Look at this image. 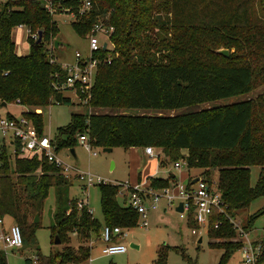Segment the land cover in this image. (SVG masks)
Returning a JSON list of instances; mask_svg holds the SVG:
<instances>
[{
	"label": "trees",
	"instance_id": "1",
	"mask_svg": "<svg viewBox=\"0 0 264 264\" xmlns=\"http://www.w3.org/2000/svg\"><path fill=\"white\" fill-rule=\"evenodd\" d=\"M51 2L54 11L49 12ZM73 14L74 31L86 37L94 24L112 27L109 46L99 50L100 63L88 105L108 108L110 113L70 114V121L57 128L55 151L73 148L78 135L87 133L92 146L103 148L152 146L165 160L185 159L188 172L202 170L214 181L226 206L235 217L251 201L264 199V92L239 102L208 110L174 115L135 114L127 110H175L191 105L238 96L264 84V0H91V7L80 12L79 0H5L0 2V103L19 101L34 109L24 111L38 133H42L37 108L71 100L55 89L65 78L61 63L50 61L48 42L57 32L54 15ZM26 28L29 52H15L13 30ZM41 31V42L31 35ZM217 35L219 40H208ZM38 36V35H37ZM206 42V48L204 43ZM233 50L225 57L215 51ZM205 53L216 62L205 60ZM109 60V62H107ZM8 117H13L7 114ZM12 160L0 138V219L11 218L21 230L23 244L35 246V213L39 220L49 190L54 188L53 234L61 242L76 233L77 248L65 246L60 253L25 258L23 264H68L87 259L89 246L83 241L100 236L103 225L132 229L138 214L117 200L119 186L100 184L102 219L78 208L69 198L71 183L62 169L50 163L41 152L25 150L12 140ZM186 148L188 154L180 155ZM164 160V159H163ZM164 160V161H165ZM258 166L256 184L250 185V168ZM216 171V179L211 178ZM191 179L188 178V183ZM176 182L168 177H151L150 186L162 188ZM135 190V189H131ZM264 214V203L242 224L247 231L257 215ZM31 217V219H30ZM189 225L196 227L191 214ZM220 221L218 227L214 224ZM210 246L223 249L219 264L240 246L236 232L223 215L209 217ZM54 238V237H53ZM264 243V240H263ZM264 260V254L263 258ZM159 252L156 264H164ZM0 264H8L0 249Z\"/></svg>",
	"mask_w": 264,
	"mask_h": 264
},
{
	"label": "rangeland",
	"instance_id": "2",
	"mask_svg": "<svg viewBox=\"0 0 264 264\" xmlns=\"http://www.w3.org/2000/svg\"><path fill=\"white\" fill-rule=\"evenodd\" d=\"M5 0H0L4 2ZM69 12H59L54 15V21L56 22L57 32L56 35L49 40L47 49L49 55L60 63H73L75 60L74 54L76 51L86 56L89 53L88 41L86 37L78 35L72 28L71 22L73 15ZM25 27H16L13 30L12 38L14 41V48L16 51H24L28 49V38ZM33 37V35H31ZM100 41H104L105 37L98 35ZM219 40L217 35L209 37L208 40ZM59 41L57 47L53 45V41ZM206 42L204 48H206ZM229 50L228 52H232ZM229 56V55H228ZM205 60L208 62H216L217 60L212 57L211 54L205 53ZM95 81L93 80L92 87ZM264 92V84L257 86L251 92L241 94L238 96H232L222 99H215L209 102L191 105L175 110H141L133 109L127 110L135 114L145 113L152 115H174L187 112L201 111L212 109L213 107H220L226 104L247 100L254 98L255 96ZM62 95L70 98L71 103H57L41 108V122L42 129L45 134H50L54 137L57 128L65 126L70 121V114L72 112L78 113H110L112 112L108 108H96L88 105L83 99H77L72 91L63 90ZM17 101H13L7 104L5 107H0V116H5L8 113L11 115H18L21 110L34 109L28 106H18ZM40 109V108H37ZM1 139H3L0 136ZM7 155L12 160V153L14 145L10 143V139L7 137L4 139ZM152 147V146H151ZM93 150L96 151V155H89L87 150L82 144L76 140L73 149L76 158L71 154L70 148L61 147L56 152L58 157L67 165L71 166L68 174V181L71 183L68 196L69 198H76L78 201L86 199L88 207L92 209V216L101 220V208H100V188L99 185H93L88 187L86 195L82 194L81 182L76 178L79 172H90L93 175L100 176L107 180L108 184L115 183L119 186V192L117 193V200L119 203L124 204L129 195L126 194L124 185L130 187L143 188L144 184L151 176L166 175L169 172L186 176L187 179H191L197 176L204 177L202 170L191 169L189 172L185 166L176 169L174 162L183 161L182 157H177L173 161L165 160V156L160 155L159 159L149 158L145 159L140 155V148L132 146L129 148L113 147L111 151H103V147L93 146ZM145 147L141 148L144 150ZM154 154L160 150L152 147ZM155 154V155H156ZM188 150H180L181 156H186ZM140 159H138V157ZM165 161H164V160ZM259 173L258 166H251L250 168V185L256 184ZM182 174V175H181ZM188 174V175H186ZM211 178L216 179V171H211ZM182 178V179H184ZM264 199L257 198L251 201L248 208L243 209L237 213V218L241 220L243 224L245 219L249 215H254L258 209L263 205ZM125 205V204H124ZM166 211H163V208ZM55 208V195L54 188L49 190L48 196L45 200L43 211L40 216L39 225L36 227L35 246L22 245L17 248L4 249L8 264H23L24 259L29 257L35 259L37 253L42 255L60 253L65 246L77 248L80 244L79 237L76 233L69 232L66 234V240L59 244L53 242L54 234L50 228L53 224V210ZM31 219V217H30ZM148 225L146 227L139 225L129 230L127 237L124 239V244L127 247L125 254L107 256L101 253V240L100 236L88 238L83 241L84 246H89L90 255L87 259L68 264H156L157 257L160 251L164 254V264H219L220 256L224 252L223 249L213 248L210 246L211 239L208 235V226L204 224L202 227H191L189 225L188 216L180 218L175 211V203L173 206H168L166 199H160L159 206L156 210H150L147 215ZM11 225V220L6 218L4 221L5 228ZM250 237H263L264 236V214L257 215L251 224ZM199 238H201L200 241ZM130 241L137 243L138 248H133L129 243ZM0 249H2L0 247ZM225 264H242L240 252L235 249L230 253L229 259Z\"/></svg>",
	"mask_w": 264,
	"mask_h": 264
},
{
	"label": "built area",
	"instance_id": "3",
	"mask_svg": "<svg viewBox=\"0 0 264 264\" xmlns=\"http://www.w3.org/2000/svg\"><path fill=\"white\" fill-rule=\"evenodd\" d=\"M80 12H84L91 7V0H79ZM50 13L54 11L51 2L47 4ZM73 15V14H71ZM112 31V27H107L101 23L94 24L91 32L87 36L89 53L84 56L76 51L74 54L75 60L73 63H61V68L66 75L63 81L56 82L54 87L58 91L69 90L74 93L77 99H83L86 102L91 96V88L94 80V74L97 66L102 63L96 56L102 48V43L106 42V48L109 46L108 36ZM36 38V34H32ZM98 35L105 37L102 42ZM48 47V46H47ZM49 53V50H48ZM50 61L55 60L53 56L49 55ZM109 62V60H107ZM20 106V102L16 103ZM13 117L0 116V136L3 140L7 137L17 141L25 150L39 151L50 162L62 169L65 176L68 177L71 166L65 164L57 155L53 137L44 132L38 133L34 124L23 113ZM37 112V111H36ZM78 141L87 150L88 154L96 155L93 146L87 133L78 135ZM144 152L149 157H154L155 154L151 146H146ZM183 161L174 162V167L179 169L186 166L185 159ZM78 181L81 182V191L86 195L88 187L93 185L107 184V180L100 176L91 174L90 172H79L76 175ZM195 178V177H194ZM191 178V181L194 179ZM197 181L188 183L178 181L170 183L168 186L162 188H154L147 185L143 188L130 187L124 185L123 188L126 194L129 195L127 204L132 207L138 214L137 226L148 225L147 215L150 210H155L159 206L160 199H166L168 206H175L181 202L182 211H178L180 218H184L191 214L193 221L197 227H202L204 224L208 226L209 217L213 212H217L224 216V218L232 225L236 232V239L240 242L237 250L240 252L242 264H264V236L250 237L252 230L247 231L243 228L241 220L237 216L233 217L226 213V206L221 198L220 192L216 188V184L212 180L205 177L197 176ZM117 185V184H116ZM135 190H131V189ZM78 208L87 207L88 213L92 215V209L88 207L86 199L77 202ZM220 221L214 224L218 227ZM130 229L122 228L120 226L103 225L100 232V240L103 243L101 252L104 255L112 256L116 254L125 253L127 247L124 244V239L127 237ZM23 239L19 226L15 223L4 227V219H0V247L4 250L7 248H17L22 246Z\"/></svg>",
	"mask_w": 264,
	"mask_h": 264
},
{
	"label": "water",
	"instance_id": "4",
	"mask_svg": "<svg viewBox=\"0 0 264 264\" xmlns=\"http://www.w3.org/2000/svg\"><path fill=\"white\" fill-rule=\"evenodd\" d=\"M37 35H38V36H37L36 43H40V42H41V38H42V37H41V31H38ZM58 44H59V41H57V40H54V41H53V45H54L55 47H57ZM106 45H107L106 42H103V43H102V49H103V50L106 49ZM215 52L218 53V54H221V55H223V56H225V57H227V56L229 55L228 49H225V48H219V49H217ZM5 106H6V103H5V102L0 103V107H5ZM38 113H40V110H38ZM111 149H112V148H103V151H107V152H109V151H111ZM70 152H71V154L76 158V155H75V152H74V149H73V148L70 149ZM197 179H198V178L195 177V178L191 181V183L197 181ZM175 211H176V212H178V211H182V203H181V202H179V203L175 206ZM38 221H39V213H35L34 218H33V222H34V223H37ZM200 240H201V238H199L198 241H200ZM53 242H54L55 244H59V243H61V240H60V238H59V233H58V232H55V234H54V238H53Z\"/></svg>",
	"mask_w": 264,
	"mask_h": 264
},
{
	"label": "crops",
	"instance_id": "5",
	"mask_svg": "<svg viewBox=\"0 0 264 264\" xmlns=\"http://www.w3.org/2000/svg\"><path fill=\"white\" fill-rule=\"evenodd\" d=\"M18 27H23V26H18ZM14 39V38H13ZM29 47V46H28ZM15 52H16V54L17 55H19V56H22V55H26L28 52H29V48L28 49H26V50H24V51H21V52H19V51H16L15 50ZM38 110H40V113H41V109H36V111H37V113H38ZM10 143L12 144V142L10 141ZM182 150H186V148H183ZM156 154V153H155ZM140 155L142 156V158L144 157L145 159L147 158V159H149V158H157V159H159L158 158V153L154 156V157H149L145 152H144V150H142L141 148H140ZM138 157V159H140L139 158V156H137ZM170 173H172V172H169L168 174H166V175H160V176H158V177H162V178H166V177H168V175L170 174ZM174 175H175V177H176V180H178V181H182V182H185V179L186 178H184V177H186V176H181V179L179 178V176H180V174H177V173H173ZM182 175V174H181ZM186 175H188V174H186ZM151 177H153V176H151ZM150 177V178H151ZM154 177H157V176H154ZM150 178H149V180H147L144 184H142V185H149L150 184ZM182 178H184V179H182ZM187 181H188V179H187ZM186 181V182H187ZM111 184H115V183H111ZM116 185V184H115ZM156 210V209H155ZM163 211H166V208L164 207L163 208ZM6 218H8V217H6ZM6 218H4V221H5V219ZM10 220H11V224H13L14 222H13V220L11 219V218H9ZM5 227V226H4ZM8 227V226H7ZM6 227V228H7ZM133 248H138L139 247V245L137 244V243H134V242H132V241H130V243H129ZM101 245L103 246V243L101 242ZM102 246H101V249H102ZM127 252V251H126ZM125 252V253H126ZM102 253V252H101ZM125 253H121V254H125ZM120 254V255H121ZM116 255H119V254H116Z\"/></svg>",
	"mask_w": 264,
	"mask_h": 264
}]
</instances>
